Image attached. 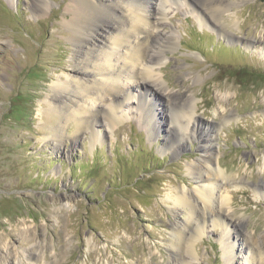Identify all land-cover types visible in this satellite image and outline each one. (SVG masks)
<instances>
[{
  "label": "rangeland",
  "instance_id": "374dc122",
  "mask_svg": "<svg viewBox=\"0 0 264 264\" xmlns=\"http://www.w3.org/2000/svg\"><path fill=\"white\" fill-rule=\"evenodd\" d=\"M68 1L42 0L37 11L34 0H0V264L18 257L21 264L172 263V223L186 215L167 196L195 187L187 165L200 155L207 127L225 176L217 197H231L237 238L252 247V236L264 254L257 189L264 185V0H178L162 19L157 14L161 33L150 46L152 55L165 47L155 68L162 91L190 99L201 127L183 132L175 152L170 101L147 98L149 110L147 96L139 99L146 122L135 109L138 88L122 100L113 126L98 115L95 143L90 129L76 132L75 120L62 142L50 139L57 119L46 102L76 63L64 25ZM213 1L229 10L211 15L203 4ZM172 32L170 48L161 36ZM204 225L191 264H227L219 229Z\"/></svg>",
  "mask_w": 264,
  "mask_h": 264
},
{
  "label": "bare ground",
  "instance_id": "6f19581e",
  "mask_svg": "<svg viewBox=\"0 0 264 264\" xmlns=\"http://www.w3.org/2000/svg\"><path fill=\"white\" fill-rule=\"evenodd\" d=\"M150 1H68L65 6L64 25L71 34L69 38L72 44L76 47V63L73 72L66 74V79H58L53 84L52 89L56 96L48 98L46 102V110L57 119L56 125L49 133L50 139L62 142L67 122L75 120L78 126L76 132L90 129L91 142L95 143L98 137V132L95 131L98 115L113 126L123 116V113H119L122 100L129 98L127 95L134 88L139 90L138 96H134L137 100L135 109L142 118L146 119L141 107L142 100L149 110L151 107L146 101L147 98L157 102L166 96L170 101L173 130L179 134L171 144L173 152L174 147L180 149L183 132L188 133L190 129L191 134L197 135L201 127L193 116L192 108L195 104L190 99L181 101L168 94L170 92L164 94L162 91L160 75L158 76L155 68L161 63L165 47L155 46L153 55L151 52L152 42L160 37L161 33L160 18L157 14L162 19L166 11L165 5L176 4L178 0H157L156 5H152ZM43 3L42 0H34L35 10H40ZM189 6L193 11L196 8L192 3H189ZM203 7L209 10L211 15H216L227 12L230 5L213 1L203 4ZM196 12L197 16L199 14L204 19L201 11L197 9ZM172 33L161 36L170 48L175 45L176 39ZM147 48L151 53L147 54ZM144 97L146 99H142ZM139 99L142 100L138 102ZM102 101L106 106L100 110ZM155 112L154 110V114ZM207 128V133L201 137L200 155L193 163L187 165L188 173L192 179L197 180L195 187H187L177 194L170 193L167 196L173 208H182L186 215L182 223H172L169 242L175 258L169 264H191L194 242L201 238L204 224L208 221L220 231L219 241L227 264H235V258L239 255L245 259L242 264H264V254L259 249L260 246H256L257 241H252V236H249L252 247L244 246L248 245L247 238H237L238 223L233 219V211H229L231 197L227 193L217 197L222 186L218 181L220 178L225 179V176L224 171L219 168L210 141L213 136L212 127ZM257 189L264 197V185L258 186ZM253 248L259 251H254ZM21 260L18 257L16 264H21Z\"/></svg>",
  "mask_w": 264,
  "mask_h": 264
}]
</instances>
